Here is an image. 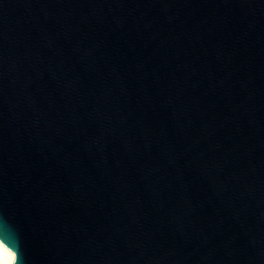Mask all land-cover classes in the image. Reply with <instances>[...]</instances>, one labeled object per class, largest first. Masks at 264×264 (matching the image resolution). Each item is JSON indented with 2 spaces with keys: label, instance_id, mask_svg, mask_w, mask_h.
Here are the masks:
<instances>
[{
  "label": "water",
  "instance_id": "95a60500",
  "mask_svg": "<svg viewBox=\"0 0 264 264\" xmlns=\"http://www.w3.org/2000/svg\"><path fill=\"white\" fill-rule=\"evenodd\" d=\"M0 242L264 264V0H0Z\"/></svg>",
  "mask_w": 264,
  "mask_h": 264
},
{
  "label": "bare ground",
  "instance_id": "6f19581e",
  "mask_svg": "<svg viewBox=\"0 0 264 264\" xmlns=\"http://www.w3.org/2000/svg\"><path fill=\"white\" fill-rule=\"evenodd\" d=\"M0 264H15V258L9 248L0 242Z\"/></svg>",
  "mask_w": 264,
  "mask_h": 264
}]
</instances>
